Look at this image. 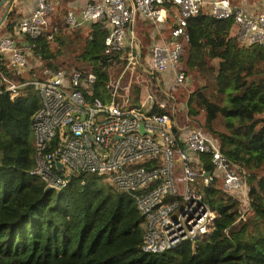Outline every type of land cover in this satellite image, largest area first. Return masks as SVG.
I'll return each instance as SVG.
<instances>
[{
	"label": "trees",
	"instance_id": "trees-1",
	"mask_svg": "<svg viewBox=\"0 0 264 264\" xmlns=\"http://www.w3.org/2000/svg\"><path fill=\"white\" fill-rule=\"evenodd\" d=\"M15 13L12 8L6 23L14 35ZM88 26L86 38H82L85 27L69 37L62 18L53 25L60 29L54 43L48 40L49 31L36 40L22 38V42L40 58L42 69L57 71L66 68L65 46L77 47L76 42L82 41L76 63L99 66L95 97L108 103L111 84L124 72L126 63L105 54L108 31L102 23ZM235 27L233 18L219 20L203 8L188 20L187 37L180 39L183 54L179 70L186 74L188 88L196 80L201 89L211 84L218 95L228 93L232 103L224 107V115L229 122L239 118L241 123L250 124L244 133L239 130L245 136L240 140L244 152L232 155L224 139L219 141L221 149L235 170H247L255 160L254 169L260 170L264 168V121L253 120L259 110L250 107L264 101V68H260L264 46H242L237 35H232ZM2 71L17 82L41 76V70L18 76ZM128 76L132 85L130 108H141V92L146 88L155 101L150 114H168L175 130L190 125L207 107L208 101L197 90L190 94L189 109L181 111L175 96L180 89L173 83L169 89L163 74L149 69L142 54L136 66L125 72L124 78ZM40 106L33 87L24 88L13 99L10 93L0 98V264H264V175L255 171L248 178L245 219L236 222L242 213L239 201L223 194L220 180L215 179L205 191L207 202L219 214L215 229L176 250L148 254L142 250L144 218L136 201L116 191L104 177L76 175L67 188L47 191V185L32 174L33 118ZM204 159L205 171L214 173L210 157Z\"/></svg>",
	"mask_w": 264,
	"mask_h": 264
},
{
	"label": "built area",
	"instance_id": "built-area-1",
	"mask_svg": "<svg viewBox=\"0 0 264 264\" xmlns=\"http://www.w3.org/2000/svg\"><path fill=\"white\" fill-rule=\"evenodd\" d=\"M36 1L33 13L15 25V35L36 40L49 31L48 40L54 43L60 33L50 22L57 11L55 3ZM169 1L179 9V17L172 41L152 46L151 70L175 73L172 83L176 89L185 88L188 83L186 74L179 70L183 54L180 39L187 37L188 20L203 8L216 19L233 18L242 46H264V12L254 17L243 9L233 8L231 0H91L80 15L69 10L64 23L69 30L102 23L108 31L105 54L125 61L126 68L116 88L110 91L113 101L105 103L95 97L99 66L93 63L86 69L43 68L40 78L20 82L9 78L2 69L17 76L25 75L27 50L32 48L20 47L12 35L0 36V98L10 93L13 99L24 88L33 87L41 101L33 118L32 174L53 191L67 188L76 175L104 177L116 191L136 201L144 218L142 250L148 254L176 250L215 229L219 214L207 202L205 192L215 179L220 180L223 194L239 201L240 209L241 205L248 206L250 173L242 168L241 172L235 170L212 134L190 125L175 130L168 114L151 115L155 103L152 96L146 106L148 114L144 112L145 104L123 112L115 100L122 76L138 61L134 31L139 18L160 28L167 23ZM205 156L210 157L214 173L205 171ZM242 219L244 212L236 222Z\"/></svg>",
	"mask_w": 264,
	"mask_h": 264
},
{
	"label": "rangeland",
	"instance_id": "rangeland-1",
	"mask_svg": "<svg viewBox=\"0 0 264 264\" xmlns=\"http://www.w3.org/2000/svg\"><path fill=\"white\" fill-rule=\"evenodd\" d=\"M64 11H65L64 9L60 11V18L63 16ZM88 33H89V26L83 29L82 38L83 39L86 38L88 36ZM65 35L69 37H74V30H70ZM76 43H77V47L71 46L66 49L67 46H65L64 67L68 69L70 68L86 69L89 67L87 63H81V64L76 63L75 55L76 53H79V51L81 50V46L83 45V42L79 41ZM260 68L263 69L264 65L261 64ZM120 77L121 74L118 76L116 80L112 82L111 84L112 90L116 88ZM129 77L130 76L124 78V76H122V79L119 84L118 96L117 98H115L116 102L119 104L123 112H127L131 105L130 90L132 85L128 83ZM35 78H40V77H35ZM143 78H139V79H143ZM260 79H262V77ZM190 82L192 83V80H190ZM199 86L200 84L196 80L195 81L193 80L192 85L190 86L189 84V88L186 86L187 88H182L180 90L175 91L176 94L175 96H177L178 98L179 101L178 106L181 111H187L189 109V107L187 108L188 100L190 98V94H192L194 91L197 90L201 91V96L204 95L206 100L208 101L207 107L200 112L199 116L193 118L192 123L190 125L203 128L205 131L210 132V134H212V136L219 141H221V139H224L225 142L227 143V149H229V151L232 152V155H237L238 153L244 152L242 151L243 146L242 144H240V140L245 138V136L243 135L244 129H246L247 131L250 123L243 124L239 121V118H231L229 122V117L224 115L222 111L224 110V107H227L230 103H232L230 102L228 93H226L225 95H220V94L218 95L217 91L214 90L211 84H209L206 89H201L202 87ZM151 96L152 95L150 93L146 92V88L145 89L142 88L141 102L142 105L145 104L144 112L146 114H148V107L146 106L149 104L151 100ZM108 98L110 101H113V97L110 93ZM110 101L108 103H110ZM256 103L251 104L250 107L253 110H259L257 113L256 112L254 113L253 120L264 121V101L260 100L258 102L256 101ZM250 122L251 124H254L253 121ZM239 130L243 131V133L239 132ZM255 162L256 160L247 167L249 173L252 174L256 171L255 173H257L258 175L260 176L264 175V168L260 170L254 169ZM246 211L247 210L245 206L241 205V212L245 213Z\"/></svg>",
	"mask_w": 264,
	"mask_h": 264
},
{
	"label": "crops",
	"instance_id": "crops-1",
	"mask_svg": "<svg viewBox=\"0 0 264 264\" xmlns=\"http://www.w3.org/2000/svg\"><path fill=\"white\" fill-rule=\"evenodd\" d=\"M2 0H0L1 3ZM91 0H53L56 6V13L50 19L51 25L57 24L60 19L64 18L63 15L60 18V11L75 10L79 15L85 6ZM206 2H213L215 0H205ZM232 6L235 9H243L245 12L252 16H257L264 12V0H231ZM12 6L16 10L14 21L15 25L24 17L30 16L35 8L37 7L36 0H15L11 5H3L0 10V21L3 20V24L0 28V36L2 35H12L17 41V44L26 48L22 38H17L13 31L7 30V14ZM167 9V23L163 24L160 28L154 27L150 22L144 20L142 17L139 18L137 22V27L135 28L134 34L136 36V47L138 56L144 55V61L149 69L152 68V57L151 49L155 44L170 43L172 41V31L175 28L176 22L179 17V9L171 4L169 1L166 5ZM208 10V9H207ZM5 31V32H3ZM238 32V27H235L232 31V35H236ZM140 51V52H139ZM28 56V67L26 69V74L33 73L42 70V63L30 50H27ZM166 79V83L170 89V84L174 80L175 73L172 71L163 74Z\"/></svg>",
	"mask_w": 264,
	"mask_h": 264
},
{
	"label": "water",
	"instance_id": "water-1",
	"mask_svg": "<svg viewBox=\"0 0 264 264\" xmlns=\"http://www.w3.org/2000/svg\"><path fill=\"white\" fill-rule=\"evenodd\" d=\"M14 1L15 0H2L1 3H0V10H1V8H2L3 5H5V4H12ZM2 24H3V20L0 21V28H1ZM141 130H143V126H141ZM59 166L62 167L61 164ZM207 175L209 176L210 173H207ZM46 190L47 191H52V188L50 186H47L46 187Z\"/></svg>",
	"mask_w": 264,
	"mask_h": 264
}]
</instances>
